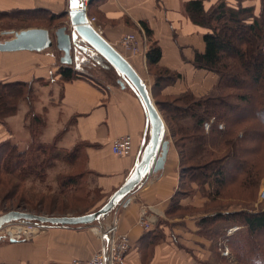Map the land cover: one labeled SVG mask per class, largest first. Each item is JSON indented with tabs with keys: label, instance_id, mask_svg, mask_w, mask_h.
I'll use <instances>...</instances> for the list:
<instances>
[{
	"label": "crops",
	"instance_id": "obj_1",
	"mask_svg": "<svg viewBox=\"0 0 264 264\" xmlns=\"http://www.w3.org/2000/svg\"><path fill=\"white\" fill-rule=\"evenodd\" d=\"M191 1L196 0H94L87 11L88 16L96 17V29L131 62L152 87L156 77L147 65L146 34V48L143 47L140 53L126 52L121 46V39L126 34L135 33L143 37L145 30L141 23L146 22L152 31V38L162 49L159 67L181 75L171 83L161 86L158 95L163 98L176 97L191 91L199 97L209 93L218 77L212 72L196 68L194 64L197 52H204L206 49L204 36L209 28L191 18L187 9ZM201 1L207 11L225 3L235 8L251 7L255 16H260L264 3V0ZM69 7V0H0V12L45 8L60 14ZM253 20L252 18L249 22ZM15 32L5 39H12ZM52 37L55 41V36ZM78 54H87L90 57L97 55L95 51L91 54L78 51L74 57ZM62 57L63 53L56 44L51 49L40 51H0V81L26 82L32 87V96L22 98L17 112L9 116L5 123L0 122V145L8 141L21 151L28 150L33 144L30 123L32 116L42 117L45 125L38 136L39 142H54L55 147L60 148L62 153L65 152L66 156L74 155L67 168L58 169V165L52 171L49 170L50 174L57 175L60 171L64 174L71 170L67 175L77 172L84 178L89 177L90 191L93 193L97 189L104 195L99 204L94 205L101 207L125 183L135 168L146 133V113L137 94L129 86L123 88L119 81L118 86L103 84L89 74L88 77L64 80L60 72L62 67L71 65L81 70L85 65L82 67L84 63L80 62V56L72 64L62 63ZM210 81L214 83L209 86ZM160 112L164 117L163 112ZM20 122L25 130L23 146L19 140H12L16 132L15 123ZM126 134L133 138L132 155H115L112 142ZM148 137L149 131L147 139ZM179 161L178 149L170 138L164 169L145 178L139 188L129 196L131 199L127 207L118 205L92 224L53 225L30 239L15 242L2 240L0 262L71 264L75 258L87 259L101 245L93 226L110 224L117 215L119 232L127 233L132 242L125 264L209 263L202 258L209 245L204 243L197 232V220L196 229L189 230L196 235L194 241L190 236L186 243H172L170 239L173 235L183 237L181 233L184 221L188 225L193 218L181 216L175 219L167 214L171 199L180 185ZM183 204H187V201H183ZM95 209L92 208L87 213ZM143 210L152 222L148 228L139 222ZM158 232L162 236L155 239L153 235ZM189 240L190 244L187 243Z\"/></svg>",
	"mask_w": 264,
	"mask_h": 264
},
{
	"label": "trees",
	"instance_id": "obj_2",
	"mask_svg": "<svg viewBox=\"0 0 264 264\" xmlns=\"http://www.w3.org/2000/svg\"><path fill=\"white\" fill-rule=\"evenodd\" d=\"M187 9L194 21L201 25H206L209 28V31L204 36L206 49L204 52H197L194 64L196 68L216 74L218 80L209 93L203 96L197 97L191 91H187L176 97H166L167 99L176 101V104L171 103L172 101L170 100L162 101L158 99L156 102L158 108L163 112L168 128L171 131L173 142L180 155V185L171 199L167 211L168 215L178 214L183 211V205L181 204V199H179L181 197V188L185 179L187 180L188 176L192 177L188 173L196 170L193 167H183V160L186 159V153L187 155L190 153L188 156L189 159H192V156L200 159L202 157L201 155L205 154H207V158L209 157V146H211L213 151L222 150L225 145L229 146L232 141L229 137L233 133V130L226 127L227 129L225 128L221 131L219 116L214 112L215 109L217 107H223L225 110H233L238 109L241 104H245L247 108L251 105L253 109L260 110L262 118L264 117V3L260 16L253 15V8L251 7L240 6L235 8L229 7L225 3H221L217 7L207 11L201 0L191 1ZM25 10L27 9H18L17 11ZM17 11H1L0 14H15ZM47 11L52 15H57L50 10ZM252 18L254 19L253 22H249ZM141 24L148 38L146 51L147 65L150 72L155 74L156 77V81L152 86V95L156 98V96H159L158 92L161 86L166 83H171L174 78L180 77L181 75L159 67L162 49L158 42L152 38V31L147 23L142 22ZM93 57L99 64L103 62L113 67L103 56L94 55ZM227 59L238 64V67H232L233 65L226 62ZM252 69L254 75L250 76L249 73ZM60 72L64 80L88 77L82 68L80 70V68H75L71 65L62 67ZM235 74L238 75L237 80L234 78ZM242 77H244L246 82L255 86L254 94L249 93L250 90L245 85L246 82H241ZM227 90L238 92L230 96L237 99L236 103L230 101V97H226L224 93ZM31 96L32 87L29 83L0 81V122L5 123L9 116L17 112L19 101L22 98H29ZM247 108H245L246 111ZM246 114L244 112L243 116L241 115L237 118L240 119ZM187 118H190V121ZM205 124H210V127H213L212 131L206 132ZM44 125L42 117L37 115L32 116L31 131L33 144L26 151H21L16 145L8 141L0 145V175L2 173H11L19 177L21 182L31 176L40 178L43 181L47 177V169L54 165L53 159L57 160L61 157L74 156L73 154L63 155L60 151H57L58 149L55 145L54 148H51L47 146L49 144H36ZM226 130L228 132L223 133ZM213 131L217 133L220 131L221 136L217 142L213 141L210 145L207 140L209 134H213ZM202 137L204 138L203 142L200 145L197 144V141ZM34 145L36 149L33 147ZM50 150L49 159L40 161L39 156H37L39 154L38 152L46 154ZM229 156L226 155L225 157ZM223 158L213 161L215 163L214 167L216 165L219 166V168H214L215 171H218H216V174L220 175L223 173V169L220 166ZM204 167H202L204 171L212 169L211 165L207 168ZM85 180L86 178L77 172L66 175L61 180V191L67 192L70 187H75L73 200L82 197L86 199L90 198V192L88 191L86 193L84 189ZM192 186L193 183L191 181L190 188ZM82 191H84V195L80 193ZM219 216L222 217L223 215ZM229 220V217L225 216L224 221ZM243 221L246 230L229 236V245L238 249L242 264H264V211L255 214H246L243 217ZM198 224L201 230L204 228L203 230H207L208 232L209 216L204 217ZM153 236L155 239H159L162 235L158 232Z\"/></svg>",
	"mask_w": 264,
	"mask_h": 264
},
{
	"label": "rangeland",
	"instance_id": "obj_3",
	"mask_svg": "<svg viewBox=\"0 0 264 264\" xmlns=\"http://www.w3.org/2000/svg\"><path fill=\"white\" fill-rule=\"evenodd\" d=\"M47 10L48 9L45 10V8H37L31 10L27 9L25 11L16 10L17 12L15 14H0V41L9 38L15 31L28 28H48L53 33L55 28L57 29L69 23L68 16L64 11L60 14L52 15ZM89 17H91V15H89ZM9 30L15 31L10 32ZM51 47L46 49H51ZM78 56L81 57L80 62L84 63L82 67L85 65L82 69L85 71V74H89V76L96 78L103 84L110 83L115 86L119 85L118 81L121 79V76L113 67L103 62L99 64L93 59L94 55L90 57L87 54H78ZM226 62L233 65L232 67H238V64H235L231 60L227 59ZM253 72L252 69L249 73L250 76L254 75ZM237 77L238 75L235 74L234 78L236 80ZM147 82L149 83V81ZM241 82H246L244 77H242ZM213 83L214 82L210 81L209 86ZM245 85L249 87V93L254 94L255 86L249 82H246ZM237 93L238 92L232 90H227L224 94L226 97H230ZM158 99L162 101L170 100L172 101L171 103L174 104L177 103L173 99L160 96L154 98L155 102H157ZM230 101L236 103L237 99L230 97ZM245 108H247L245 104H241L238 109L233 110H225L223 107H217L215 109L214 112L219 116L220 128H222L221 131L226 127L233 130L231 136H228L232 141L229 146L225 145L222 150L213 151L211 146H209V157L207 158V154H205L201 155L203 158L200 157V159H196L195 156L189 159L188 156L190 153H188V155L186 153V159L183 160V167H193L196 170L188 173V175H192V177L188 176L189 179L183 180L184 182L180 193L181 197L179 198L182 204L183 201H187V204H183V211L178 214L170 215L175 217V219L181 216H193V218H191L192 222H188V225L186 221H184V232L182 231L181 233L183 237L171 236V242L177 244L178 242L186 243L189 236L192 237L194 241L196 235L189 232L190 228L196 229V220L198 224L204 217L209 216V231L203 230L204 228L202 230L200 228L197 230L202 240H204V243L207 246L209 245V249H206V252L203 253L205 256H202L203 259L209 261V264H242L238 249L229 245L228 237L239 231L246 230V227L243 225V217H245L246 214H255L264 211V117L262 118L260 110L253 109L251 105L248 106L247 111ZM244 112L247 114L238 119L237 117L243 116ZM187 120L190 121V118H187ZM30 123L32 124V120ZM210 126V124H208V126L205 124L206 132L212 131L213 127ZM15 129V136L12 140H19L20 145L23 146L25 130L21 126V122L19 124L15 123ZM167 129H169L168 126ZM227 132L226 130V132L223 133ZM212 133L213 134H209L207 140L210 145L213 141L217 142L221 136L220 131L218 133L213 131ZM170 138L172 139L173 137L169 129V131H167V139ZM203 140V137L200 138L197 144L200 145ZM225 140H227V138H225ZM39 141L40 140L37 139L36 144H46ZM54 144L53 142V144L51 143L47 146L54 148ZM33 147H35V145ZM57 149V151H62L60 148ZM38 153L37 156H39L40 161L47 160L50 157L51 150L46 154L43 152ZM62 154L66 156L65 152ZM226 155L230 156L225 157ZM222 158L223 162L220 166L223 169V173L219 175L216 174L217 170L215 171L214 169L219 168V166L216 165L214 167L215 163H213V161ZM71 159L72 157L70 156L66 158L61 157L57 160L53 159L54 165L47 169V177H45L43 181L40 178L31 176L21 182L19 177L11 173H2V175H0V215L12 210H20L47 216H78L87 213L92 208H96L95 210L99 209L100 207L94 205L97 203L99 204V201L104 195L97 189L93 193L90 191L89 177L85 180L84 189L86 193H88V191L90 192V198L86 199L82 197L73 200L75 187L70 188L67 192L61 191V180L72 171L70 170L68 173L64 174L60 171L57 175L50 174L51 172L49 170L51 169L52 171L53 168L58 165V169L62 167L67 168V165L70 164L69 162H72ZM209 165L212 166V169L206 171L202 170L203 166L207 168ZM65 170L67 171L68 169ZM191 181L193 186L190 188ZM83 192L84 191L80 193L84 195ZM219 215L223 216L221 217ZM225 216L229 217L230 220L224 221ZM232 228L235 230L231 232L230 229ZM4 233H6V231H0V241L10 240L4 238ZM206 240L208 241L206 242ZM188 242H190V240L187 241V243ZM226 251H228V254H226ZM207 257H209L208 260Z\"/></svg>",
	"mask_w": 264,
	"mask_h": 264
},
{
	"label": "water",
	"instance_id": "obj_4",
	"mask_svg": "<svg viewBox=\"0 0 264 264\" xmlns=\"http://www.w3.org/2000/svg\"><path fill=\"white\" fill-rule=\"evenodd\" d=\"M79 1L75 0L74 3L73 0H69L70 7L64 12L68 16V24L58 27L53 33L47 28H28L15 32L12 39L0 41V51H40L56 44L63 53L61 61L64 64H72L74 59H78V56L74 57L77 51L89 54L95 51L103 56L118 71L121 76L119 83L122 87L129 86L137 94L145 110L147 126L138 161L125 183L96 211L78 216H47L12 210L0 215V229L8 223L20 220L38 221L49 226L92 224L120 205L139 188L145 178L165 167L170 139H167V125L153 98L151 87L131 62L94 25L89 23L87 8L81 6ZM93 1L89 0V5ZM52 36H55V41ZM11 241L16 240L11 239Z\"/></svg>",
	"mask_w": 264,
	"mask_h": 264
},
{
	"label": "built area",
	"instance_id": "obj_5",
	"mask_svg": "<svg viewBox=\"0 0 264 264\" xmlns=\"http://www.w3.org/2000/svg\"><path fill=\"white\" fill-rule=\"evenodd\" d=\"M81 6L88 8L89 0H80ZM96 17H89V23L94 25ZM147 38L145 33L143 37L138 34H126L121 39V46L126 52L134 54L140 53L143 47L146 48ZM144 44V46L142 45ZM208 126V124H206ZM112 150L115 155L125 157L133 153V138L130 134H126L116 138L112 142ZM130 197H127L120 203V207H127L130 203ZM139 222L146 228L150 227L151 220L146 211L140 214ZM49 225L38 221H14L4 225L0 231H6L4 238L15 240H26L34 237L46 229ZM239 228V227H238ZM234 228L230 229L232 232ZM93 231L101 240L99 249L89 258L80 259L75 258L71 264H125L128 251L132 247V242L127 233L119 232V218L114 216L112 222L103 226L102 224L94 225ZM230 233V232H229ZM1 236V235H0ZM3 237V236H2ZM228 254V251H226ZM0 264H5L0 262Z\"/></svg>",
	"mask_w": 264,
	"mask_h": 264
},
{
	"label": "snow or ice",
	"instance_id": "obj_6",
	"mask_svg": "<svg viewBox=\"0 0 264 264\" xmlns=\"http://www.w3.org/2000/svg\"><path fill=\"white\" fill-rule=\"evenodd\" d=\"M73 2L75 3V0H73Z\"/></svg>",
	"mask_w": 264,
	"mask_h": 264
},
{
	"label": "flooded vegetation",
	"instance_id": "obj_7",
	"mask_svg": "<svg viewBox=\"0 0 264 264\" xmlns=\"http://www.w3.org/2000/svg\"><path fill=\"white\" fill-rule=\"evenodd\" d=\"M78 52V51H77Z\"/></svg>",
	"mask_w": 264,
	"mask_h": 264
}]
</instances>
